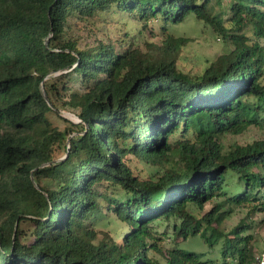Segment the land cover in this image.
<instances>
[{"label":"trees","instance_id":"obj_1","mask_svg":"<svg viewBox=\"0 0 264 264\" xmlns=\"http://www.w3.org/2000/svg\"><path fill=\"white\" fill-rule=\"evenodd\" d=\"M190 20L227 50L187 67L193 38L175 28ZM262 39L264 0H0V264H256ZM252 128L261 137L225 145ZM113 217L120 240L99 227ZM195 236L219 258L179 246Z\"/></svg>","mask_w":264,"mask_h":264},{"label":"rangeland","instance_id":"obj_2","mask_svg":"<svg viewBox=\"0 0 264 264\" xmlns=\"http://www.w3.org/2000/svg\"><path fill=\"white\" fill-rule=\"evenodd\" d=\"M141 26L137 25L135 21L129 22V28L132 31H137ZM178 29V30H177ZM175 28V33L177 35L189 36L193 38L190 44L185 48L183 57L185 58V64L187 67H191L192 65L199 64V62H203L206 60H213L220 53L227 50V46L217 38V35L210 29L203 27L199 22L190 20L189 22ZM121 30V23L118 24H109L102 26V31L97 33V37L100 39H106L107 37H114L119 34ZM177 30V31H176ZM79 33V32H78ZM145 38L151 41H159L161 39V30L158 23H150L149 28L145 31ZM83 40L84 36L88 39V41H92L95 37L93 34L90 35L89 32L81 31L79 33ZM84 34V36H83ZM86 40L82 41L84 44ZM262 44H264V39L261 40ZM61 114L75 122L79 121L76 114L62 111ZM261 137L259 131L255 128L250 129L248 132L242 135L234 136L228 135L224 138V143L226 146L232 143H241L245 144L253 141L255 138ZM210 203L206 205L205 209L210 207ZM246 216L245 210H240L235 213L231 219L227 222V230H231L237 223H239L240 219ZM250 222L252 223L251 232L255 236V248L256 252L259 253L264 248V214L257 213L253 214L250 218ZM112 221L109 225L105 226L102 223L99 225L102 229L109 230L111 234L118 240L121 239L123 234L127 231V225L123 222L112 218ZM157 229V239L160 245V249L163 251H167L168 248L175 245L176 240L172 234V224L169 225L166 223L159 224L156 227ZM179 246L185 250H193L205 253L202 255L203 260H207L209 258H219L220 256V248L219 246L215 249H212L208 243L202 241L199 236L190 237L187 240L181 241ZM151 255L153 253H150ZM154 257L161 259L162 262H165L164 256L165 253L158 254L154 253ZM213 264H219V262L215 261Z\"/></svg>","mask_w":264,"mask_h":264},{"label":"built area","instance_id":"obj_3","mask_svg":"<svg viewBox=\"0 0 264 264\" xmlns=\"http://www.w3.org/2000/svg\"><path fill=\"white\" fill-rule=\"evenodd\" d=\"M256 264H264V248L257 254Z\"/></svg>","mask_w":264,"mask_h":264}]
</instances>
